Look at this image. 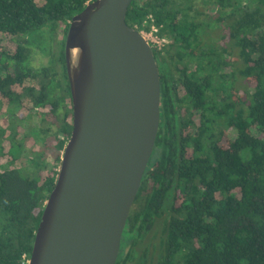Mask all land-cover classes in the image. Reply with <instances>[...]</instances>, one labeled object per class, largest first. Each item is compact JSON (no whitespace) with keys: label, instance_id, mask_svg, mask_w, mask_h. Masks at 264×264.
<instances>
[{"label":"trees","instance_id":"1","mask_svg":"<svg viewBox=\"0 0 264 264\" xmlns=\"http://www.w3.org/2000/svg\"><path fill=\"white\" fill-rule=\"evenodd\" d=\"M91 1L0 0V264L31 257L73 129L65 38ZM127 22L169 41L153 47L160 129L116 264H264V0H134ZM58 25L56 66H34L32 33ZM37 112L48 125L25 131Z\"/></svg>","mask_w":264,"mask_h":264},{"label":"water","instance_id":"2","mask_svg":"<svg viewBox=\"0 0 264 264\" xmlns=\"http://www.w3.org/2000/svg\"><path fill=\"white\" fill-rule=\"evenodd\" d=\"M133 1L92 0L70 22L73 129L28 264L117 262L161 121L160 67L127 22Z\"/></svg>","mask_w":264,"mask_h":264},{"label":"rangeland","instance_id":"3","mask_svg":"<svg viewBox=\"0 0 264 264\" xmlns=\"http://www.w3.org/2000/svg\"><path fill=\"white\" fill-rule=\"evenodd\" d=\"M62 25H58L54 31H50V28L43 27L41 29L35 30L31 35V54L35 58L36 61H33L34 66H51L56 65L53 63L54 57L59 53L61 50V42L63 41L64 37L61 32ZM157 30L154 28L152 32H145L144 34L148 38V40L152 43L153 47H157L160 49L163 47L165 43L169 41L168 37L160 38L156 35ZM33 58V59H34ZM35 122H31L28 124H34ZM33 146H37L33 143ZM28 145V143H27ZM30 149L24 148V155L27 158V166L31 171L35 169L34 165L30 160H32L34 156V151H29ZM50 160H52V156H49ZM14 166L18 167L21 166V161H17L13 164ZM10 167V164L2 165L1 169H5Z\"/></svg>","mask_w":264,"mask_h":264},{"label":"flooded vegetation","instance_id":"4","mask_svg":"<svg viewBox=\"0 0 264 264\" xmlns=\"http://www.w3.org/2000/svg\"><path fill=\"white\" fill-rule=\"evenodd\" d=\"M66 37H67V34H66ZM65 42H66V38H65ZM65 63H66V61H65ZM56 66V65H55ZM46 67H53V65H51V66H46ZM57 70H59L60 71V75L62 76L63 75V69H62V67H61V65H58V69ZM58 72V71H57ZM66 72H67V68H66ZM67 77H68V74H67ZM69 80V79H68ZM70 84V83H69ZM70 90H71V88H70ZM59 95V96H58ZM54 97L57 99V100H62L61 99V92H59V91H56V92H54ZM26 98H24V100H25ZM65 100H66V102L65 103H63V105H62V108H61V111H64V109L67 107V105L69 106V99H68V97L67 98H65ZM71 100H72V96H71ZM46 110V109H45ZM45 112H48L47 110L45 111ZM45 112L44 113H39V112H37L36 114H33V115H29V113H28V115H25V119H24V121L22 122V124H23V127L25 128V131H27V132H29V129L30 128H33V127H42L43 128V125L44 124H46V125H48L47 123H46V121L44 122L43 121V118L45 117L44 116V114H45ZM15 112H11V111H9V110H6L5 111V113L3 114V116H10V115H15V114H17V113H15ZM49 114H50V112H48ZM19 114V113H18ZM30 117V118H29ZM27 118H29L28 120H27ZM48 118V117H47ZM71 122H72V124H73V102H72V115H71ZM50 121H52V120H50ZM31 122H35L34 124H28V123H31ZM43 122V123H42ZM42 124V125H41ZM56 125H58V122H56L55 123ZM56 128V127H55ZM33 136V135H32ZM69 140V139H68ZM68 142V141H67ZM67 142H66V144H67ZM33 143H35V139H34V136L32 137V139L30 140H28V145L27 144H25L26 146L24 147V148H27V149H30L31 151H34V153H36L35 152V149H36V146H33L34 144ZM66 144H65V147H66ZM65 147H64V149L61 151V159H62V156H63V154H64V150H65ZM24 150V149H23ZM29 150V151H30ZM24 153V152H23ZM51 154V151H48V153H47V156H48V159L50 160V158H49V156H52V155H50ZM54 155V154H53ZM23 158H26V156L25 155H23ZM27 159V158H26ZM51 159H53V158H51ZM15 163V162H14ZM13 163V164H14ZM4 164H9V163H3V165ZM11 165V164H10ZM60 167H61V163H60V166H59V170H60ZM59 174V173H58ZM58 177V176H57Z\"/></svg>","mask_w":264,"mask_h":264},{"label":"built area","instance_id":"5","mask_svg":"<svg viewBox=\"0 0 264 264\" xmlns=\"http://www.w3.org/2000/svg\"><path fill=\"white\" fill-rule=\"evenodd\" d=\"M144 32V31H143ZM145 33V32H144Z\"/></svg>","mask_w":264,"mask_h":264}]
</instances>
